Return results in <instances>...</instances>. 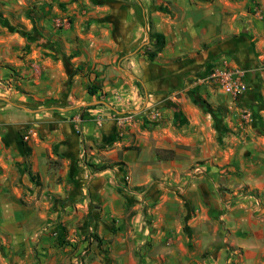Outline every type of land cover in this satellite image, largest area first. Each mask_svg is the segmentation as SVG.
<instances>
[{"label": "crops", "instance_id": "obj_1", "mask_svg": "<svg viewBox=\"0 0 264 264\" xmlns=\"http://www.w3.org/2000/svg\"><path fill=\"white\" fill-rule=\"evenodd\" d=\"M82 262L264 264V0L0 3V264Z\"/></svg>", "mask_w": 264, "mask_h": 264}, {"label": "built area", "instance_id": "obj_2", "mask_svg": "<svg viewBox=\"0 0 264 264\" xmlns=\"http://www.w3.org/2000/svg\"><path fill=\"white\" fill-rule=\"evenodd\" d=\"M203 82L213 84L224 94L230 95L234 100H238L246 92L245 72L239 67H216L206 77ZM155 118L160 117L159 112H154ZM250 118L249 114H245Z\"/></svg>", "mask_w": 264, "mask_h": 264}, {"label": "trees", "instance_id": "obj_3", "mask_svg": "<svg viewBox=\"0 0 264 264\" xmlns=\"http://www.w3.org/2000/svg\"><path fill=\"white\" fill-rule=\"evenodd\" d=\"M27 15H31L30 12ZM149 39H150V43L148 46H145V55L148 58L149 61H154L157 59L159 53H161V51L164 49L165 45H166V38L163 34L158 33L156 31L150 30L149 31ZM139 88L141 90V94L143 95V90L139 85ZM88 93L92 96L97 95L98 92L101 90V88L97 85H89L88 86ZM91 107H87L86 109H90ZM82 119H86V116L84 114H82ZM121 165V163H113V164H105L101 167L98 166H94L92 165V167L96 170V171H104L110 168H113L115 166H119ZM90 239H93L99 243H101V240L98 238V236H96L95 234H92V236L90 237Z\"/></svg>", "mask_w": 264, "mask_h": 264}, {"label": "rangeland", "instance_id": "obj_4", "mask_svg": "<svg viewBox=\"0 0 264 264\" xmlns=\"http://www.w3.org/2000/svg\"><path fill=\"white\" fill-rule=\"evenodd\" d=\"M3 1H4V0H0V3H3ZM30 1H33V0H30ZM130 212H131V209L129 208L128 215L130 214ZM92 234H93V233L89 234L88 237L90 238V237L92 236ZM88 237H87V238H88ZM77 239H78V240H77L78 243H80L81 241H83V240H82V237L78 238V236H77ZM94 241H95V240H94ZM75 242H76V241H75ZM78 264H79V263H78ZM81 264H85V263L82 262Z\"/></svg>", "mask_w": 264, "mask_h": 264}]
</instances>
